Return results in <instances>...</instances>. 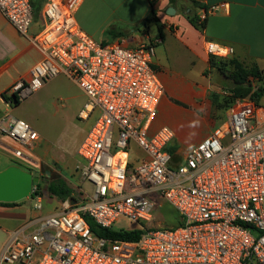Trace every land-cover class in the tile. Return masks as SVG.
<instances>
[{"label": "built area", "instance_id": "2783aa9c", "mask_svg": "<svg viewBox=\"0 0 264 264\" xmlns=\"http://www.w3.org/2000/svg\"><path fill=\"white\" fill-rule=\"evenodd\" d=\"M83 0H48L45 28L30 37L41 59L27 79L6 92V104L36 93L60 75L73 80L87 100L81 121L97 119L78 148L85 161L83 188L49 215L14 230L0 252V264H264V106L235 100L228 118L178 161L169 146L175 133L153 131L165 87L154 68L161 40L128 48L123 41L97 42L76 19ZM226 4L201 10L200 22ZM0 11L24 37L35 21L31 0H0ZM209 58L230 59L232 46L205 42ZM225 96L231 95L229 92ZM0 133L24 149L39 133L11 114ZM133 147L142 155L131 158ZM34 193V191H33ZM165 200L182 224L153 226L155 200ZM44 210L41 196L31 198ZM127 219L136 227L116 228ZM88 219L115 232L141 231L137 241L95 236Z\"/></svg>", "mask_w": 264, "mask_h": 264}, {"label": "crops", "instance_id": "0c3cea01", "mask_svg": "<svg viewBox=\"0 0 264 264\" xmlns=\"http://www.w3.org/2000/svg\"><path fill=\"white\" fill-rule=\"evenodd\" d=\"M31 1L41 6V13L30 29L29 38L22 36L0 11V119L7 114L14 116L20 106H8L4 98L6 92L18 80L29 78L32 68L41 59L30 37L45 28L42 13L48 0ZM220 4H226L227 9L210 16L204 30L190 24L188 13L198 16L201 10ZM169 8L175 9L174 15L167 13ZM156 10L162 24L161 32L150 21V0H83L76 19L80 28L100 43L123 41L126 47L135 48L151 41H162L156 49L154 68L165 87V96L152 129L168 127L174 131L175 138L169 149L178 161H183L194 146L223 123L214 96H225L231 83L210 67L205 42L234 47V58L248 68L259 67L264 74V0H157ZM36 131L40 138L32 148L23 150L24 157H17L15 150L20 146L0 133V172L13 165L19 166L17 162L31 169L32 165L38 166L54 157L47 150L37 151L43 136ZM49 214L52 213L38 214L28 210L26 203L19 206L0 204L3 235L0 252L14 230L38 215Z\"/></svg>", "mask_w": 264, "mask_h": 264}, {"label": "rangeland", "instance_id": "374dc122", "mask_svg": "<svg viewBox=\"0 0 264 264\" xmlns=\"http://www.w3.org/2000/svg\"><path fill=\"white\" fill-rule=\"evenodd\" d=\"M155 33V29L153 30ZM227 89L231 88V83ZM87 97L78 85L66 75H60L47 81L32 96L21 101L20 106L14 111L17 119L26 121L43 136L37 151H49L53 158L42 162L38 166L32 165L31 169L22 163L17 164L24 170L45 181L57 177L65 178L74 191L83 188L92 191V186L84 182L81 170L85 161L77 154L78 148L91 129L98 114H95L88 121L79 119V112L82 109ZM264 106V98L261 100ZM228 111V110H227ZM227 111H219L220 122H224L228 116ZM32 148V147H31ZM27 149V148H25ZM131 158L142 155L138 148L133 147L130 152ZM0 170L2 168L0 167ZM43 213H55L63 208V203L57 199L43 196ZM157 208L154 210L153 226L175 228L180 224L181 218L175 209L165 200H155ZM35 202L29 198L26 201L28 210L35 213ZM133 229L135 224L127 219L120 220L116 228ZM3 242V235L0 232V248Z\"/></svg>", "mask_w": 264, "mask_h": 264}, {"label": "trees", "instance_id": "16d2710c", "mask_svg": "<svg viewBox=\"0 0 264 264\" xmlns=\"http://www.w3.org/2000/svg\"><path fill=\"white\" fill-rule=\"evenodd\" d=\"M177 0H172L176 2ZM152 6V18L150 21L154 22L162 31V24L157 17V0H150ZM198 5L197 3H195ZM33 5V3H32ZM199 6V5H198ZM34 17L38 19L41 13V6L33 5ZM206 9V8H205ZM187 18L195 28L199 30H204L206 22H200L199 17L192 13L187 14ZM210 67L212 69H217L221 75L231 82V88L227 90L231 95L223 96L222 98L214 96V103L218 111L229 110L232 103L237 99L249 98L255 101L257 104H261V100L264 98V74L262 70L257 66H252L250 68L246 67L242 62L236 58L230 59H217L210 58ZM253 82H256L254 84ZM5 100L8 98L4 95ZM13 106H19L21 101L18 98L12 99ZM76 191L71 187L69 182L63 177H57L50 181L42 180L34 185V193L31 198L35 196H48L53 199H57L62 203L73 199V195ZM26 203V202H24ZM22 204H5L10 206H19ZM88 223L91 227L93 234L99 238H107L114 240H124V241H137L141 238V231L134 232H115L110 229L103 228L97 225L91 219H88ZM182 224V220L180 224Z\"/></svg>", "mask_w": 264, "mask_h": 264}, {"label": "water", "instance_id": "95a60500", "mask_svg": "<svg viewBox=\"0 0 264 264\" xmlns=\"http://www.w3.org/2000/svg\"><path fill=\"white\" fill-rule=\"evenodd\" d=\"M169 15L175 14L174 8L167 10ZM40 178L24 171L21 167L13 165L0 172V204H22L31 198L34 185ZM77 201L71 199V204Z\"/></svg>", "mask_w": 264, "mask_h": 264}]
</instances>
